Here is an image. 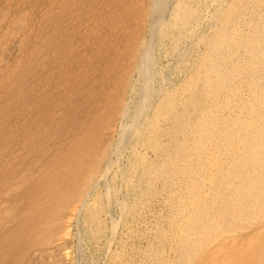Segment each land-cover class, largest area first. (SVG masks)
Instances as JSON below:
<instances>
[{
  "label": "bare ground",
  "instance_id": "6f19581e",
  "mask_svg": "<svg viewBox=\"0 0 264 264\" xmlns=\"http://www.w3.org/2000/svg\"><path fill=\"white\" fill-rule=\"evenodd\" d=\"M19 3L43 9L0 80V264L73 219L101 232L91 202L122 161L136 199L157 184L174 197L156 238L175 256L147 264H264V0ZM157 57L173 61L165 78Z\"/></svg>",
  "mask_w": 264,
  "mask_h": 264
},
{
  "label": "rangeland",
  "instance_id": "374dc122",
  "mask_svg": "<svg viewBox=\"0 0 264 264\" xmlns=\"http://www.w3.org/2000/svg\"><path fill=\"white\" fill-rule=\"evenodd\" d=\"M21 1L22 0H10L9 3H7L8 0L7 1L6 0H0V18L3 15L6 16L5 14L7 12L9 14V15L7 14L6 17L3 16L1 18L3 20V22L0 21V36H1V34H3L2 30L8 31V29H10V27H11V29H10L11 32H13V30H15V31L18 30V32H16L15 34H11L5 40L0 41V62L1 61L3 62V63L1 62L2 64L0 63V66H1L0 67V80H2L5 76L7 77L9 75L8 74L9 72L11 73L13 70H15L17 62L23 56H25L26 50L28 48V46L26 45V42H25L26 41L25 35L27 34V36H28L30 34L29 32L32 33L33 30L35 29V28H31L28 25L30 22V18H33L34 21L36 22V24H38L39 23V22H37L39 20L38 17L42 13L43 8L42 9L40 7L39 8H37V7L29 8L30 6L26 7L25 5L20 4L19 2H21ZM33 1H36V0H33ZM6 8L9 10L11 9L10 10L11 12L9 10H7ZM21 8L23 10H21ZM3 9L4 10L6 9L5 13H4ZM19 9H20V11H19ZM209 10H208L209 13L213 12L212 8H210ZM26 11L28 14L24 17L23 12L26 13ZM18 12H20V14ZM13 13H15V14H13ZM16 14H19L20 16L23 14L22 17H20V18L21 19L23 18L25 23L23 22V20L21 21V19H19L21 22L18 20L16 23V21H15L13 23V26L14 25L15 26L13 27L12 22L9 20L12 18V16H14ZM13 18H15V17H13ZM35 19H37V20H35ZM7 24H9L10 26ZM21 24H23V25H21ZM20 25H21V28H19ZM6 26L8 29L6 28ZM21 29L23 32L21 31ZM29 30H31V31H29ZM22 37H23V39H22ZM10 38L12 40H10ZM9 41L10 42L12 41L10 45H9ZM19 42L22 43V46ZM2 53H3V55H1ZM160 58L157 57V61H156L157 69L160 70L159 72L161 74V77L165 78L167 75H169V68H171L173 66V65H171L173 61L170 58H168V59L167 58L165 59L164 57H160ZM169 61L171 62V64ZM3 65H6V67ZM7 66H9V67H7ZM1 71L3 73H1ZM163 71H165V73ZM6 72H8V73H6ZM182 77H183L182 74L178 75V78H177L178 80L176 82H179V80L182 79ZM7 79H5V80L7 81ZM148 156L150 157V156H152V154L148 153ZM125 164H126V166H125ZM129 166H130V162H124L123 163V161H122V163L117 165V168H115V170H114L113 177L109 181L110 183L108 182L107 184H102L98 189L97 195H99L100 198L101 197L102 198L101 199L98 198L97 200H92V202H91V206H101V208H102L101 217H103V218H102V231L101 232L100 231L97 232L94 229L91 230V232H85V231H83V228L80 225V222H78L77 219L76 220L73 219L71 222L72 224L70 223L71 226L69 225L71 228L70 227H69L70 229L68 228L69 232H68L67 237L65 236L63 239H61L62 241L60 240V242L58 241V242L52 244L53 247H52V245H49L52 247V248L50 247V249H49V246H46V247H48L47 249H46V247H41L40 249L39 248L32 249L30 251L31 253L30 252L28 253V255L25 258V261L23 263L24 264H35V263H37V264H42V263H45V264H55V263H57V264H125V263L126 264H144V263H146L147 264V255L154 252V250L156 248L161 247V246H162L161 248L164 251L165 258H169V260H167V262H169L175 256V251L168 241L159 242L157 240L156 231L159 227H167L168 228V226H169L168 215L171 211V206L174 204V197L170 193V191L167 190V188H165L164 186H162L160 184H157L156 185L157 191L155 194H152L149 197L141 198L140 200L136 199L134 196V193L132 192L131 189H129L128 184H127L128 181H129V183L134 181L135 176L133 177L130 174L127 175L126 173H124V171H125L124 169H126ZM121 168H123V169L120 170ZM118 171H119V173H118ZM123 175H125V176L123 177ZM130 180H132V181H130ZM101 194H103V195H101ZM106 194H108V195H106ZM165 195H167V196H165ZM155 196H157V197H155ZM109 197H110V200H109ZM131 197H132V199H131ZM106 200H108V201H106ZM109 202H110L111 206L109 205ZM109 214L111 217L109 216ZM108 220H110V221L112 220L113 223H112V221L110 222ZM109 227H110V229H109ZM83 233H84V235H83ZM87 234H90L91 237L87 238V236H86ZM91 234H93V235H91ZM113 234H114V236H113ZM64 242H65V244H64ZM68 242H69V244H68ZM61 247H63V248L61 249ZM169 253H171V256ZM48 256L49 257L53 256V257H50L48 260L47 259ZM31 257H33V258H31ZM42 257H43V259H42ZM51 258H53V259L51 260ZM41 259L42 260L45 259V260L42 261ZM160 260H158L155 264H166L167 263L166 261H162V260L160 261Z\"/></svg>",
  "mask_w": 264,
  "mask_h": 264
}]
</instances>
